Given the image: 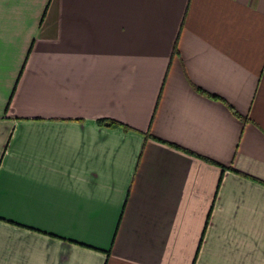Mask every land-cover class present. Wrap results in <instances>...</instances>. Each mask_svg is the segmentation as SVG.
<instances>
[{
    "label": "crops",
    "instance_id": "1",
    "mask_svg": "<svg viewBox=\"0 0 264 264\" xmlns=\"http://www.w3.org/2000/svg\"><path fill=\"white\" fill-rule=\"evenodd\" d=\"M0 264H264V0H0Z\"/></svg>",
    "mask_w": 264,
    "mask_h": 264
},
{
    "label": "trees",
    "instance_id": "2",
    "mask_svg": "<svg viewBox=\"0 0 264 264\" xmlns=\"http://www.w3.org/2000/svg\"><path fill=\"white\" fill-rule=\"evenodd\" d=\"M108 125H111V126H116L117 123H114V122H109Z\"/></svg>",
    "mask_w": 264,
    "mask_h": 264
}]
</instances>
